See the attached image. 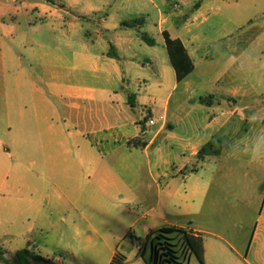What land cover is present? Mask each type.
<instances>
[{"label":"crops","instance_id":"obj_1","mask_svg":"<svg viewBox=\"0 0 264 264\" xmlns=\"http://www.w3.org/2000/svg\"><path fill=\"white\" fill-rule=\"evenodd\" d=\"M190 1L0 0V222L32 220L30 231L58 241L52 257L25 248L87 264L65 241L149 243L181 227L203 237L205 264H264V27L206 25L221 6L200 0L175 29ZM164 31L194 63L181 82ZM11 65L17 86L6 89ZM11 121L25 158L6 164ZM108 246L94 264H147L151 254Z\"/></svg>","mask_w":264,"mask_h":264},{"label":"rangeland","instance_id":"obj_2","mask_svg":"<svg viewBox=\"0 0 264 264\" xmlns=\"http://www.w3.org/2000/svg\"><path fill=\"white\" fill-rule=\"evenodd\" d=\"M200 0H191L189 3H186L182 5L180 8L182 15L178 18H173V27L175 29L182 28L186 25V17H192V13L194 12L193 6L199 2ZM213 2H216L221 6L220 10H215L210 16L208 21H204L202 23H205L206 25H225L228 28H233L235 26H242L245 27L246 30L249 29V24L256 25L255 27H264V0H210ZM238 2V4H236ZM169 12L170 9H167ZM139 17V15H137ZM200 23V22H197ZM257 29V28H255ZM253 32L254 29H251ZM155 33V32H154ZM251 35L252 33H246L247 37ZM248 40V38H246ZM264 46V41H263ZM144 48L142 49V52L145 53L147 51H152L151 48L144 45ZM160 52V54H163L166 56V52L163 50V48L160 46L157 48ZM25 64H28L27 61L24 62ZM11 69L6 71V83H4V87L6 89H14L17 86L16 81L13 79V73L14 68L12 65L10 66ZM221 67V66H219ZM140 73V71L138 72ZM146 73V72H141ZM134 76H136L134 74ZM72 81L71 84H75L76 86L80 85V81L78 80V77L76 78V75L71 77ZM134 79V78H133ZM132 88H135V82L132 80L131 82ZM204 94V93H202ZM204 96V95H203ZM175 105H174V98L170 105V112L171 114H179L175 113ZM138 113V110H136ZM151 116V115H150ZM11 134L10 140H11V156L12 159L7 158L6 164H12L14 160H20L24 161V154L26 145L19 143L14 132L13 122L11 121ZM5 131L3 130L0 132V139L4 140L6 142V145L8 144V141H6L7 137H4ZM71 148L73 151L76 150L77 147L75 145L71 144ZM20 158V159H19ZM3 160V159H2ZM26 161V160H25ZM10 181L12 182V178H10ZM9 181V182H10ZM133 209L136 213V215H143L145 212V209H143L142 206L138 204L132 205ZM54 218H59V214L55 213ZM3 221V218H1ZM33 221H28L23 224L21 223H3L0 222V264H12V259L14 256V253L18 249H23L27 246V243L29 241L37 245H39L43 252L42 254L44 256H53V254L50 253V250L56 247L58 244V241L51 239V237L47 236L45 232H41L40 230L35 229L34 231H30L29 229L34 226L32 224ZM29 230V233H28ZM6 231V234L4 235V232ZM137 234H140L139 231ZM139 238V239H138ZM138 240L139 243H136ZM67 243H71L72 245H78V251H77V258L78 261L86 262L87 264H94V260L104 262L110 252V248L108 246V243H115L116 245L121 244L124 249L127 251H131L133 249H136L137 247H145L146 248V255L149 256L150 254V241L147 242L146 238L143 236L137 235V237L133 238L131 235L125 240V241H105V240H83V241H65ZM31 244V245H32ZM191 264H194L192 262ZM197 264H199L197 260Z\"/></svg>","mask_w":264,"mask_h":264},{"label":"trees","instance_id":"obj_3","mask_svg":"<svg viewBox=\"0 0 264 264\" xmlns=\"http://www.w3.org/2000/svg\"><path fill=\"white\" fill-rule=\"evenodd\" d=\"M143 37L148 43L154 44V41L146 35ZM164 37L177 80L181 82L194 70V63L180 39L172 38L168 31H164ZM201 101L207 102L206 99H201ZM130 102L133 104L132 97ZM211 146L212 142H209L201 149L200 155L202 156ZM148 238L151 254L147 259V264H187V258L190 255H195L199 264H205L203 237L193 231L181 227H164L151 232ZM122 262L124 259L118 261L115 258L113 264ZM12 264L56 263L50 258L36 254L30 248H23L15 252Z\"/></svg>","mask_w":264,"mask_h":264},{"label":"built area","instance_id":"obj_4","mask_svg":"<svg viewBox=\"0 0 264 264\" xmlns=\"http://www.w3.org/2000/svg\"><path fill=\"white\" fill-rule=\"evenodd\" d=\"M149 125H154L156 123V120L154 118L148 119Z\"/></svg>","mask_w":264,"mask_h":264}]
</instances>
